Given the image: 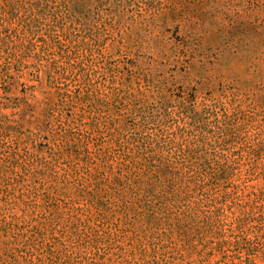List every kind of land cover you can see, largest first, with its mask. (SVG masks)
I'll use <instances>...</instances> for the list:
<instances>
[{
    "label": "rangeland",
    "instance_id": "374dc122",
    "mask_svg": "<svg viewBox=\"0 0 264 264\" xmlns=\"http://www.w3.org/2000/svg\"><path fill=\"white\" fill-rule=\"evenodd\" d=\"M0 264H264V0H0Z\"/></svg>",
    "mask_w": 264,
    "mask_h": 264
}]
</instances>
